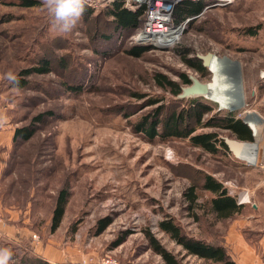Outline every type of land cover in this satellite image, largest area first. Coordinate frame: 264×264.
I'll return each mask as SVG.
<instances>
[{
  "label": "rangeland",
  "instance_id": "1",
  "mask_svg": "<svg viewBox=\"0 0 264 264\" xmlns=\"http://www.w3.org/2000/svg\"><path fill=\"white\" fill-rule=\"evenodd\" d=\"M36 1L32 7H22L18 0H0V109L17 126L30 125L34 131L30 139L19 141L10 155L3 188L11 201L39 197L43 202L38 207L39 215L24 218L25 223L21 216L10 221L17 229H26L16 239L31 235L30 246H36L40 256H46V248L63 251L66 262L57 264H99L106 256L121 264H160V257L148 248L145 230H149L167 250L182 257L183 264H203L183 256L180 246L157 224L170 217L190 236H201V226L212 223V218L207 214L199 223L193 221L183 194L209 173L223 183L237 203L242 198L245 202L240 204H257L255 213L215 222V229L230 248L229 255L235 264L264 262V239L251 245L238 242L240 236L246 239L243 231L264 232L263 189H254L253 200L244 198L246 187L254 188L264 171V0H233L227 6L203 0L210 2V8L189 22L185 19L173 24L181 25L178 40L166 47L133 44L130 37L136 32L116 33L108 41H100L102 36L113 34V24L104 11L113 0H89L86 5L93 9L94 17L88 21L81 18L69 33L55 30L42 0ZM123 1L124 7L134 9L132 1ZM143 45L150 48L139 57L125 52ZM181 48L189 51L188 58L211 53L224 59L225 72L240 81L242 106L223 108L201 96L180 99L159 88L157 74L180 83V87L190 83L182 84L180 74L192 75L202 83L212 81L213 73L208 68L201 75L185 65L177 53ZM42 57L52 61L49 73L23 77V88L7 80L8 72L18 77L21 70L36 66ZM69 86L81 90L75 92ZM153 100L156 103L152 104ZM192 100L213 109L203 120L216 112L233 113L242 120L248 115L257 117L262 134L250 143L255 144L251 149L259 158L249 159L250 163L232 156L218 142L216 154L205 153L192 147L188 139L161 137V125L152 138L137 128L140 120L157 108L161 120L183 114ZM38 115L42 118L33 121ZM185 126L196 127L193 120ZM205 131H215L219 141L228 137L227 132L211 128H197L194 134ZM62 186L70 192L68 204L60 226L49 233L46 221ZM196 193L199 203L210 198L201 190ZM0 212L1 221L8 224L2 208ZM104 217L110 218V223L96 233L97 220ZM236 226H240L242 235L232 243ZM5 236L0 234V248L12 250L14 260L10 264H27L25 249L7 242L12 238ZM121 236L123 241L114 244ZM21 245L28 248L27 243ZM46 257L33 264H56L50 261L53 256Z\"/></svg>",
  "mask_w": 264,
  "mask_h": 264
},
{
  "label": "trees",
  "instance_id": "2",
  "mask_svg": "<svg viewBox=\"0 0 264 264\" xmlns=\"http://www.w3.org/2000/svg\"><path fill=\"white\" fill-rule=\"evenodd\" d=\"M19 5L22 7H32L37 4L36 0H18ZM210 2H205L203 0H180L174 4L172 9V22L173 24H178L181 21L188 19L193 20L195 17L200 15L203 11L209 9ZM146 6L145 4L140 5L136 9H128L124 7L123 0H113L105 14L111 19L113 24V30L110 36H102V42L108 41L112 35L119 33L120 35L126 34L130 35L136 32L144 19ZM94 11L91 7L85 6V11L82 15L83 21H88L94 17ZM187 21V22H189ZM254 34V32L252 33ZM149 45L135 46L125 52L134 57L141 56L144 52L149 49ZM178 55L181 57L185 65L198 72L201 75H205V67L202 66V61L196 56L188 58L189 51L185 48L177 50ZM61 66H64V60L60 59L58 61ZM36 66H31L29 68L23 69L18 73V84H14L18 88H23L26 81L23 77L29 76L31 74H46L51 71L53 67L52 61L48 58L42 57L36 62ZM66 66V65H65ZM64 66V67H65ZM156 85L164 90H168L173 96H177L181 92L180 83L172 80L166 79L163 75L157 74L155 77ZM180 82L182 84H188L189 80L185 74H180ZM66 85V84H65ZM79 86V85H78ZM67 87L69 90L79 92L81 87ZM152 104L156 103L155 100L151 101ZM213 109L210 105L191 101L190 108L184 111L183 114L170 115L168 117L161 118L160 108L154 110V114L144 116L137 128H139L146 136L154 137L157 134V129L161 125V137H176L180 139H188L189 144L192 147L199 148L201 151L214 155L217 152L216 143L225 149V153H230L228 147L225 145L223 139L217 140V133L215 131H205L198 134H194L197 128H211L225 131L228 133V137H234L240 141H253L252 133L250 128L246 123L243 122L241 118H238L233 113L220 114L216 112L214 116H210L203 120V117ZM42 118V115H38L33 119V121H38ZM193 120L196 127L190 128L185 126L189 124V121ZM183 125L182 127L180 125ZM33 127L16 126L13 130V150L19 141L25 142L30 139L34 133ZM11 152V156L13 153ZM11 158L9 159V164ZM10 169V165H9ZM196 190H201L210 194V198L206 203H199L198 195ZM70 192L65 186H62L56 193L52 207L48 214L47 231L53 233L60 226L61 221L64 217L66 207L68 204ZM183 199L186 203L187 210L190 212V216L193 221L200 222L202 217L208 216L212 218V223H206L205 227L201 226V236L192 237L190 236L182 227L180 223H177L173 218H164L160 220L157 224L158 229L168 235V237L173 240L177 245L180 246L183 256H191L203 262V264H235L229 255V249L224 244L222 234L215 229V222L224 220H234L239 215H244L248 213H255V209L251 204H238L236 197L228 193L227 188L223 183L217 180L212 174L206 173L202 175L201 181L198 183L191 184L184 192ZM200 210L198 213L197 211ZM205 214L202 215V214ZM110 223V218L104 217L97 220L96 233H100L104 230ZM212 229V230H211ZM243 235L246 240L251 244L257 241L261 237V232L258 231H243ZM205 235V236H204ZM247 235L254 237V240L249 241ZM145 236L148 241V248L160 257V264H183L182 257L179 258L177 255L173 254L171 251L167 250L160 242L149 232L145 230ZM17 238V237H16ZM9 239L7 242L16 243L15 246L18 248L25 249V261L27 264H33L36 261H42V257L37 254L34 249L30 246V238L23 236L19 239ZM6 239V238H5ZM124 236H121L114 244H118L123 241ZM26 241V242H24ZM21 243H27V246L21 245ZM37 259V260H35ZM14 260V256L12 259ZM22 262V261H20ZM45 264V262H41Z\"/></svg>",
  "mask_w": 264,
  "mask_h": 264
},
{
  "label": "crops",
  "instance_id": "3",
  "mask_svg": "<svg viewBox=\"0 0 264 264\" xmlns=\"http://www.w3.org/2000/svg\"><path fill=\"white\" fill-rule=\"evenodd\" d=\"M0 117H6V122L3 123V124H0V208H2L4 210V214L6 213L7 217L9 218L8 219L9 220L8 224H6L5 222L3 223L2 221H0L1 222L0 223V234L3 235V236L6 235L5 237L13 239V238H16L17 235H19L21 231H22V233H26V229H24V227H22L20 229H17L18 227H15L16 225L11 223L10 221L11 220L15 221L19 216H21L22 220H24L23 222L25 223L26 219H24V218L29 217L31 215H36V214L39 215V212H37L39 210L38 207L39 206L41 207V204L43 202L42 203L40 202L39 197L31 198V199L26 198L25 202L18 201V200L11 201L10 198H9L7 189H4L5 187L3 188V186L5 185L4 184L5 177L7 176L8 172H9V165H10L9 164V159H10L11 152L13 150V142H12L13 130L17 126V124L13 123L11 118H10V116L6 115L4 110H1V109H0ZM256 122L257 123L254 122V124L258 128V131H259L260 126L258 124V121H256ZM246 124L251 130L253 141L254 142L257 141V137H259L262 134V131L260 130L261 131L260 133L259 132H255L252 129V127L247 123V121H246ZM229 152H230V154L232 156H234L230 150H229ZM262 156H264V150L262 151ZM255 188H257V189L262 188L263 191H264V171H263V174L260 177V179H258V181L254 184V188L248 189V187H246V189H245L246 190V194H245L246 197H244V198H248V199L252 198V200H253L254 195H255V190H254ZM263 199H264V192H263ZM5 200H8V204L6 203L7 206L5 205ZM51 207H52V205H51ZM252 207L256 210L257 209V204L252 205ZM46 225H48V222H46ZM238 227H240V226H236V230L234 228V231H236V232H234L235 235H234L233 242L230 241L232 243H236V240H237L236 238L238 236L242 235V234L239 233ZM25 236L29 237L31 235H29V234L26 235L25 234ZM242 237L243 236H240L241 239L238 240V242L240 244L245 242L247 245L248 244L251 245L246 239H244ZM263 239H264V232L261 231V237L259 238V241L263 240ZM31 244L33 245V242H31ZM227 244H228V242H227ZM44 245H46V244H44ZM35 247L36 246H34V251L36 253H38L37 250L35 249ZM46 247H48V246H45V248ZM227 247H229V246H227ZM262 247H263L262 250L264 252V243H263ZM228 249H229V253L231 254L230 248H228ZM45 253H46V256H51V257L53 256V258H50V261H54L56 264L59 263V262L60 263L66 262V260H64V257H63L64 256L63 251L62 252L61 251L60 252L59 251L58 252H54V250L51 251L48 248H46L45 249ZM40 254H41V257L43 256L45 259L49 258V257L47 258L46 256H44L42 253H40ZM54 256L59 257V258L61 257L60 259H62V260L57 261V260H55ZM231 258L233 260L232 256H231ZM234 263H235V261H234ZM259 263L260 264H264V262H261L260 260H259Z\"/></svg>",
  "mask_w": 264,
  "mask_h": 264
},
{
  "label": "built area",
  "instance_id": "4",
  "mask_svg": "<svg viewBox=\"0 0 264 264\" xmlns=\"http://www.w3.org/2000/svg\"><path fill=\"white\" fill-rule=\"evenodd\" d=\"M215 1L219 2V6H227L233 3V0ZM130 2L133 5L134 9H136L142 4H145L146 6L142 27L130 37V41L133 44H152L156 46L166 47L171 46L172 44H174V42L178 40L179 34L178 36H174L173 31L179 30V26L181 25L175 26L171 21V14L173 9L172 0H130ZM155 28L161 31L160 33H158L160 35L157 38L154 37L153 33H151ZM242 202H245V200L240 198L238 203L240 204ZM32 238L35 239L34 241H38L35 235H32ZM99 264L121 263L117 259L106 256L100 259Z\"/></svg>",
  "mask_w": 264,
  "mask_h": 264
},
{
  "label": "bare ground",
  "instance_id": "5",
  "mask_svg": "<svg viewBox=\"0 0 264 264\" xmlns=\"http://www.w3.org/2000/svg\"><path fill=\"white\" fill-rule=\"evenodd\" d=\"M173 6L178 0H172ZM177 1V2H176ZM180 1V0H179ZM180 27V26H179ZM180 30V28H179ZM179 30L173 31L174 36H178ZM161 31L155 28L151 33H153L154 37H158ZM224 61V59H223ZM223 61L221 59L215 58L214 55L211 56L210 62L208 64V70L213 73L212 81L209 82L205 90L203 91L201 97L210 100L212 102H217L221 104L223 108L229 109H239L243 104V93L240 81L234 77V75L227 74L225 72V67L223 65ZM225 64V61H224ZM232 73V72H231ZM258 121L259 126L260 121L254 115H248L246 118L247 123L252 127L255 132H261L260 128L255 126L254 122L257 123ZM258 134V133H257ZM252 147H245L243 148L242 153L240 152V158H246L249 162L250 160L256 161L259 157H257L256 150H251ZM250 159V160H249ZM252 163V162H250ZM254 163V162H253Z\"/></svg>",
  "mask_w": 264,
  "mask_h": 264
},
{
  "label": "clouds",
  "instance_id": "6",
  "mask_svg": "<svg viewBox=\"0 0 264 264\" xmlns=\"http://www.w3.org/2000/svg\"><path fill=\"white\" fill-rule=\"evenodd\" d=\"M89 0H42L44 8L51 17L55 30L69 33L81 19ZM6 78L10 83L18 84V78L13 72H8ZM6 122V117H0V124ZM13 253L9 248H0V264H10Z\"/></svg>",
  "mask_w": 264,
  "mask_h": 264
},
{
  "label": "water",
  "instance_id": "7",
  "mask_svg": "<svg viewBox=\"0 0 264 264\" xmlns=\"http://www.w3.org/2000/svg\"><path fill=\"white\" fill-rule=\"evenodd\" d=\"M189 21V20H187ZM213 54L207 53L205 55L197 54L196 57L202 61V66L208 68V64L210 62L211 56ZM189 85L181 87V92L177 95L178 98H189V97H198L201 96L203 91L205 90V87L208 83H202L197 78H195L192 75H188ZM221 109V107H219ZM244 123H246V120H243ZM225 145L228 147V149L232 152V154L235 157L240 158L239 154L242 153L243 148L252 147L254 146L250 142L246 141H240L237 139H231L229 137H223L222 138ZM255 147V146H254Z\"/></svg>",
  "mask_w": 264,
  "mask_h": 264
}]
</instances>
